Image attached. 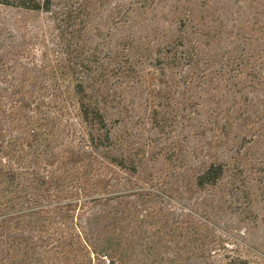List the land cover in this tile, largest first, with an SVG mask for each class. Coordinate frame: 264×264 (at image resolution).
<instances>
[{
	"label": "rangeland",
	"instance_id": "374dc122",
	"mask_svg": "<svg viewBox=\"0 0 264 264\" xmlns=\"http://www.w3.org/2000/svg\"><path fill=\"white\" fill-rule=\"evenodd\" d=\"M52 2L57 16L34 19L0 3V68L37 77L26 94L20 80L0 78V169L26 161L38 179L10 215L0 212L14 247H0V264H89L92 245L106 257L101 238L112 206L160 207L171 226L194 223L210 250L175 264H264V0ZM70 9L76 25L87 26L82 45L113 69L99 107L110 129L104 144L66 82L41 74L56 63ZM138 147L147 159L135 173L105 166L108 156ZM214 162L229 172L200 190L196 177ZM145 212L126 233L137 226L141 243L175 256L176 242L145 225ZM20 238L24 249H15Z\"/></svg>",
	"mask_w": 264,
	"mask_h": 264
},
{
	"label": "trees",
	"instance_id": "16d2710c",
	"mask_svg": "<svg viewBox=\"0 0 264 264\" xmlns=\"http://www.w3.org/2000/svg\"><path fill=\"white\" fill-rule=\"evenodd\" d=\"M0 3L23 9L24 14L31 19H34L42 11L53 13L52 0H0ZM85 7H81L79 12H86ZM74 12L76 11L72 9L62 12V14L67 16V22L64 26L59 27V55L56 57L55 65L50 66L49 70H47L48 67H44L47 73L44 71L41 74L44 78L49 77V79L54 81L53 83L59 82V78L66 82L63 85L70 94L75 96L74 107L79 109L82 117L87 115L86 118L88 120L91 119L99 124V129L102 133L96 135V138L104 144L105 140L109 139L110 129L106 114L103 110L100 111L99 107L103 95V86L106 85L113 69H109L111 65L105 63V59L99 53H88L86 47L82 45L87 26L76 25ZM79 12L77 13L79 14ZM57 14L58 12L53 13L55 16ZM178 42H180L179 45L183 44V37L180 36ZM0 57H5V55ZM0 61H2L1 58ZM41 68L43 67L38 70L40 71ZM10 71V67L0 68V78L3 81L20 80V85H22L19 87L21 94H26L32 90L25 85L26 82L29 83L30 80L37 78L32 70L21 71L17 79L15 78L16 75H10ZM112 76H116L118 79V71ZM35 86L36 84L33 85V87ZM86 102L84 109V103ZM31 121L35 122L34 120ZM111 123V126H115L117 120H113ZM31 130L33 132L36 131L34 128ZM107 158L105 161L107 160L108 164L102 163L110 170L120 168L135 173L139 168V163H144L147 155L141 147H138L135 153L128 157L121 154L117 157L108 156ZM168 159L169 162H173L172 157H168ZM23 161H25L24 158ZM95 164H97V161L94 160L91 165L94 166ZM2 166L0 169V212H3V216H8L10 215L9 210L14 208V203L18 199L22 200V195L26 198L29 196L31 185L36 183L38 179H35L33 175L35 168L32 169L31 165L26 161L24 163L9 162ZM229 169V164L225 162L209 164L196 177V186L200 190L216 186L227 175ZM46 178H42L41 185L44 186L46 184ZM144 211L146 212L142 216V221L145 225L155 228L156 235H160L161 231H164L169 242H176L178 252L175 256L164 255L162 251H159L160 249H156L157 245L141 243L142 240L139 238V228L137 226L132 227L129 234L126 233L127 231L124 229L133 221L135 223V220ZM164 215L165 212L160 207L148 210L145 206L136 207L135 209H119L112 206L108 214L110 222L104 226L101 238V241L107 246V255L105 257L106 253H103L98 246L92 245V254L94 256L92 257V254H88L89 264H136L140 255L143 256L142 264H175L177 263L176 259H181L184 254L191 256L201 252L198 255H204L209 252L210 249H204L205 237H200L199 229L194 223L179 221L175 226H171L169 221L163 218ZM3 222L4 224L0 226V247L6 246V249H13L10 239L6 237V234H8V222L5 219ZM142 226L140 223L139 227L141 228ZM20 230L22 232V229ZM19 240L20 242L15 249H24L27 240L24 238ZM151 242L153 243L154 240ZM226 264H233V261Z\"/></svg>",
	"mask_w": 264,
	"mask_h": 264
}]
</instances>
